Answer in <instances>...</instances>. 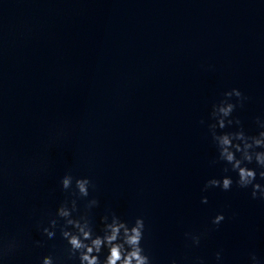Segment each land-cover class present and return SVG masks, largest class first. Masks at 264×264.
<instances>
[{
	"label": "clouds",
	"instance_id": "9594fccd",
	"mask_svg": "<svg viewBox=\"0 0 264 264\" xmlns=\"http://www.w3.org/2000/svg\"><path fill=\"white\" fill-rule=\"evenodd\" d=\"M225 100L219 104L213 105L212 116L216 120L215 124L210 125L213 139L219 149L220 159L226 163L231 164L232 170L238 174L236 183L241 188L252 187L251 196L253 199L257 198L259 192L260 198L264 199V187L259 183H255L257 172L253 168L247 167L255 160V163L264 169V151H255L256 148H264V131L259 132L257 136H246L243 130L235 133L217 134L215 129L225 128L227 125L233 123L228 117L231 116L235 110L236 105L229 102V99L235 96L239 102H243L246 97L243 96L239 89L233 88L231 91L225 92ZM239 124V120L236 121ZM260 126L264 128V123L260 122ZM239 141V143H234ZM240 153V157H237ZM227 171V169H225ZM259 176L264 179V170L259 172ZM74 177L71 174H65L61 178V186L64 191H69L73 187ZM233 180L229 176L221 179H210L204 186L206 191L210 187H220L224 191L231 189ZM92 182L88 178H75V189L80 198L89 196V187ZM74 193V195L76 194ZM202 203H207V197H202ZM98 203L96 199L89 201L88 207L94 206ZM77 211L76 200L71 201V207L65 201L58 210L57 217L64 221L60 228L62 238L67 242V255L69 258L77 257L79 264H152L151 258L145 254V250L141 245L144 236L145 224L143 218L138 217L134 224H129L121 220L115 214L112 215L111 222L108 216L102 217L103 229L102 235L95 234L87 216H80L74 218L73 213ZM225 219L222 213L217 214L213 220V225H219ZM50 227L43 228V234L48 239H54L56 236L55 229L58 225L57 219L49 221ZM186 236L190 234L186 233ZM191 239L194 244L200 243V237L192 235ZM39 245L40 242L37 241ZM14 243H9L6 247H0V259L6 252L13 250ZM103 249H107V254L103 260L100 254ZM216 259H221L220 252L216 253ZM254 264H259L257 257L253 254L251 257ZM42 264H54V259L51 255L42 258ZM172 264H176L175 261ZM200 264H203L200 261Z\"/></svg>",
	"mask_w": 264,
	"mask_h": 264
}]
</instances>
